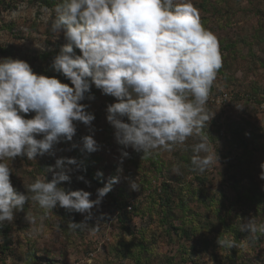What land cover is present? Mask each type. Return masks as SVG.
I'll return each instance as SVG.
<instances>
[{
  "label": "rangeland",
  "instance_id": "rangeland-1",
  "mask_svg": "<svg viewBox=\"0 0 264 264\" xmlns=\"http://www.w3.org/2000/svg\"><path fill=\"white\" fill-rule=\"evenodd\" d=\"M58 2L0 0V58H19L38 74L57 76L49 65L65 41L40 16L42 7ZM191 2L203 26L217 37L222 57L210 93L232 95L229 103L205 105L210 119L204 134L215 162L203 173L195 171L191 149L198 137H190L172 151L158 149L143 159V153L124 149L130 155L120 165L121 146L105 118L113 98L93 87L96 100L84 103L95 113L94 138L101 150L81 152V138L89 133L77 123L73 141L57 145L55 156L8 160L11 180L26 194L36 178L51 179L46 168L57 158L69 157L83 161L87 171L71 174V182L61 185L66 189L89 191L95 200L96 189L108 177L119 176L120 182L92 209L83 230L68 225L84 221L86 214L57 207L41 221L45 210L29 201L25 212L36 217L35 224L26 221L24 212L0 223V264H264V233L240 231L241 217L253 215L264 223V180L259 178L264 162V0ZM77 175H85L91 187ZM127 178L137 179L139 192L130 189ZM219 237L234 240L236 247H220Z\"/></svg>",
  "mask_w": 264,
  "mask_h": 264
},
{
  "label": "clouds",
  "instance_id": "clouds-1",
  "mask_svg": "<svg viewBox=\"0 0 264 264\" xmlns=\"http://www.w3.org/2000/svg\"><path fill=\"white\" fill-rule=\"evenodd\" d=\"M41 13L40 20L65 41L49 65L58 75L38 74L19 58H0V223L24 212L26 221L35 224L36 217L25 212L31 201L45 210L41 221L57 207L86 214L84 221L68 225L83 230L93 218L92 209L120 182L119 176L108 177L96 189L95 200L89 191L66 189L61 185L71 182V174L87 171L83 161L69 157L57 158L46 168L51 179L36 178L26 194L11 180L8 160L55 156L57 145L73 141L77 123L89 133L81 138V152L101 150L94 138L95 113L84 103L96 100L93 87L113 98L105 118L121 146L120 165L130 155L124 149L143 153V159L158 149L172 151L190 137H198L191 149L193 169L203 173L215 162L204 134L210 119L205 105L222 57L217 37L203 26L191 0H59L53 8L42 7ZM35 47L43 50V45ZM259 168L264 180V162ZM76 178L91 187L85 175ZM127 182L139 192L137 179ZM241 218L242 233H264V223L258 224L253 215ZM99 224L97 220L91 229ZM217 243L236 247L227 238L219 237Z\"/></svg>",
  "mask_w": 264,
  "mask_h": 264
},
{
  "label": "built area",
  "instance_id": "built-area-1",
  "mask_svg": "<svg viewBox=\"0 0 264 264\" xmlns=\"http://www.w3.org/2000/svg\"><path fill=\"white\" fill-rule=\"evenodd\" d=\"M232 100V95L226 92H220L216 94H209L208 101L209 103H217L219 105L229 103ZM264 108V103L262 104Z\"/></svg>",
  "mask_w": 264,
  "mask_h": 264
}]
</instances>
